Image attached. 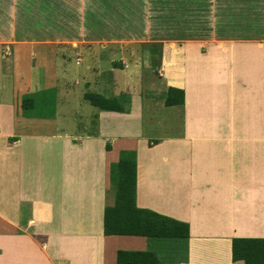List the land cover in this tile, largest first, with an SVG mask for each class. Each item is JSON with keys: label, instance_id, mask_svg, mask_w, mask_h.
I'll return each mask as SVG.
<instances>
[{"label": "crops", "instance_id": "1", "mask_svg": "<svg viewBox=\"0 0 264 264\" xmlns=\"http://www.w3.org/2000/svg\"><path fill=\"white\" fill-rule=\"evenodd\" d=\"M44 5L61 8L52 25ZM196 8L180 10L181 20L204 21ZM171 9L170 0H0V264H117L119 251H151L163 264H246L233 262V240L264 239V40L209 28L165 36L148 109L139 64L118 39L141 20L155 32L151 22L170 21ZM78 54L81 77L61 57ZM83 84L81 101L129 94V114L91 105L82 115L69 100ZM169 88L185 92L183 106H165ZM51 89L56 117L24 118L22 97ZM128 151L137 155L136 207L189 225L188 241L105 235L111 167Z\"/></svg>", "mask_w": 264, "mask_h": 264}, {"label": "trees", "instance_id": "2", "mask_svg": "<svg viewBox=\"0 0 264 264\" xmlns=\"http://www.w3.org/2000/svg\"><path fill=\"white\" fill-rule=\"evenodd\" d=\"M194 1V0H192ZM198 2V0H195ZM259 4H252L251 10L256 11ZM261 6V5H260ZM259 7V6H258ZM175 10L177 8H174ZM259 7L257 14L262 12ZM176 12V11H175ZM174 13V12H173ZM173 16L171 15V18ZM199 20V19H198ZM181 21V22H180ZM178 27V36L170 35L171 40H185L183 34L186 27L198 30L197 19L182 21ZM206 21V20H205ZM208 30L200 28V33ZM234 32V30H233ZM220 38H230L218 33ZM264 37V33H261ZM161 46V45H160ZM162 49V47H161ZM85 100L92 106L103 111L129 114L131 97L126 94L119 98L108 99L98 94L86 93ZM185 92L177 88H169L165 100L166 107L183 106ZM125 104H129L126 109ZM22 116L27 119H54L56 117V90H46L26 94L21 99ZM14 142L15 139H12ZM110 149V146H107ZM137 183V155L135 152H123L118 163L111 167V184L115 195V204L107 207L105 211L104 232L106 236H142L150 240L188 241L190 237L189 225L164 217L149 210L136 207ZM233 262L244 261L246 264H264V239H234L232 243ZM117 264H163L159 257L151 251H119Z\"/></svg>", "mask_w": 264, "mask_h": 264}, {"label": "rangeland", "instance_id": "3", "mask_svg": "<svg viewBox=\"0 0 264 264\" xmlns=\"http://www.w3.org/2000/svg\"><path fill=\"white\" fill-rule=\"evenodd\" d=\"M160 1V0H158ZM262 1V2H261ZM190 3H193L192 7H190ZM196 3L201 7L205 19L207 21L199 22L200 27L198 30H194L192 28L186 27L184 29L183 34H187L188 36H192L193 34L200 33V28L206 27L209 28L211 31L213 30L214 33L217 34V36H222L221 34H218L222 31H224L223 35L230 36L231 40H239V41H259L264 40V37H262L261 33H264V11L262 12V15L257 14V10L259 11V7L261 10H264V0H198ZM260 4L257 6L256 11H252L250 6L252 4ZM170 4H172V16L173 19H170V21H158L153 23L151 22V25L156 28L155 32H151V34H145L142 29V23L143 21H139L138 24L134 23L137 26H133L134 30L131 32L134 34L133 37H123V44H120L123 46L122 51L125 52V56H129L128 58L131 59L133 63L139 64V72L141 73L139 75L140 77V83L136 85V90H141V94L144 96H147L148 103L145 102V107L149 109L150 102H153L154 100H151L150 98L157 97V94L155 93V87H152L155 84L156 79H160L162 76L160 75V70L162 68L161 63L163 59V50L161 49V44L158 42L160 39H163L167 35H171L174 32V35L178 36V23L181 20V18H184L186 16L185 11H189L194 9L195 6V0H170ZM186 6V7H184ZM174 8H177L176 10ZM61 10L60 7H53L49 5H44L42 10V18L49 22V25H52V21L54 20L55 16V10ZM184 9L180 12V10ZM199 13L197 15H201V9L196 8ZM176 11V12H175ZM196 15V16H197ZM207 17V18H206ZM181 22V21H180ZM39 25V23H37ZM140 26V27H139ZM234 30V32H233ZM40 34H54L55 31L53 30H46V31H38ZM124 33V32H123ZM34 34V32L32 33ZM219 37V38H220ZM52 40V39H51ZM179 40V39H178ZM59 56V55H57ZM62 60L63 58L66 59V62H72V66L74 67V75L76 77H81L83 75L84 69L86 67V64L84 65V55H75L72 58L67 59L65 55H61ZM13 55L11 54H4L3 55V63L7 64L11 63L13 61ZM74 58V59H73ZM75 60V61H72ZM79 75V76H78ZM119 81H121V84L123 83L124 79L122 78V75L119 74ZM77 81V80H75ZM83 83V82H82ZM126 83V82H125ZM81 90H78V99L72 98L71 102L69 100V104L72 105V107L75 105L77 106V110L82 113V115L87 114L92 109V106L89 102L84 101L82 99L81 101V95H84L85 92L88 91L87 88L84 87V84L80 86ZM76 89V88H75ZM75 89H73L75 91ZM57 94V90H56ZM129 96V94H126ZM141 95V96H142ZM75 99V100H74ZM81 101V102H79ZM64 102L62 101V104ZM83 105V106H82ZM137 104H134L136 108ZM129 104H125L126 109L129 108ZM147 112V111H146ZM86 116V115H85ZM145 113V117H146ZM149 116V115H148ZM84 128L85 122L82 121L81 124L76 126V128ZM80 131H77V134H79ZM160 133V132H159ZM159 133H151L149 136H154L157 138L159 136ZM173 248V247H172ZM178 249L177 247H174Z\"/></svg>", "mask_w": 264, "mask_h": 264}]
</instances>
